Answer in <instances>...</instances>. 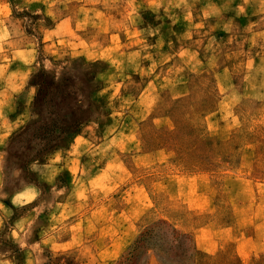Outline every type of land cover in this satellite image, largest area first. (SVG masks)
Returning a JSON list of instances; mask_svg holds the SVG:
<instances>
[{"label": "rangeland", "instance_id": "obj_1", "mask_svg": "<svg viewBox=\"0 0 264 264\" xmlns=\"http://www.w3.org/2000/svg\"><path fill=\"white\" fill-rule=\"evenodd\" d=\"M46 2L0 0V264H264V0H72L100 10L87 56L49 54ZM72 63L99 82L90 158L43 182L55 151L29 162L42 131L20 132L35 76Z\"/></svg>", "mask_w": 264, "mask_h": 264}, {"label": "crops", "instance_id": "obj_2", "mask_svg": "<svg viewBox=\"0 0 264 264\" xmlns=\"http://www.w3.org/2000/svg\"><path fill=\"white\" fill-rule=\"evenodd\" d=\"M46 4L47 7L45 6V12L49 16H52L54 22L43 30V32L41 33V41L45 43L49 54L56 55L59 51L68 48L73 52L84 54L85 56L89 55L93 47V44H91L92 40L89 36H87V34H84L82 32L91 25L90 15H94V13H96L97 11L100 12V10L94 7V5H91L87 2L83 4H73L72 0H49V2H46ZM101 17H103V21L100 22V24L103 23L101 24L103 26L102 28L106 27L108 29L109 25L107 24H110L111 17H106L105 13ZM256 34H260V36L264 40V27L254 32L253 36H256ZM9 36L13 38V35ZM110 40L114 42V39L112 37V39H109V41L103 44L100 51L105 52L106 50H109L111 48L112 44L110 43ZM252 40L254 41L255 37H253ZM187 49L189 53L192 52L191 48ZM193 51L195 53V57H197V61L202 63L203 60H201L199 57V51L196 49H194ZM97 58L104 57L103 55H101ZM262 58H264V55L262 56ZM189 64H191L190 60L185 63L186 67L188 68L187 74H189L190 72L192 73L197 69L190 67ZM22 68L23 71L21 73V77L16 80V83H14L13 81L11 85H9V87L11 88V92L10 90H8L9 92L7 91L6 94L11 93L13 95L15 92L21 91L24 88V85L27 84L29 75H27L28 73H24L25 68ZM229 68H233L231 64ZM144 92L145 91H142L140 96H142ZM9 102L11 103V101ZM229 103L230 101L227 102L226 99L221 103V107L224 109V106H229ZM7 104L8 103L2 105L1 107L5 109L10 106L9 104ZM222 125L223 124L220 123V126ZM83 130H79V132H77L72 137L67 145L61 147L58 150H55L52 156L48 157V159H46L44 162H40L37 167H35L34 164L32 165V168L37 171L39 180L43 182H50L53 170L55 171V173L57 171L66 172L73 177L74 175H78L80 171L83 172V169H85V167L87 168V159L90 157L87 153L85 155V152L88 149L90 140L85 136ZM108 167L109 166L100 168V170L103 171L101 173H107ZM101 176H92L89 182L92 184V182L99 180ZM137 190H140L142 192V187L137 186ZM134 197L135 199L137 198L135 201L141 199L139 194H136Z\"/></svg>", "mask_w": 264, "mask_h": 264}, {"label": "trees", "instance_id": "obj_3", "mask_svg": "<svg viewBox=\"0 0 264 264\" xmlns=\"http://www.w3.org/2000/svg\"><path fill=\"white\" fill-rule=\"evenodd\" d=\"M34 81L38 85L34 118L20 135L32 129H41L42 134L29 147V162L67 145L82 125L94 118V94L99 83L97 73L79 63H72L58 72L41 71ZM161 260L166 262L164 258Z\"/></svg>", "mask_w": 264, "mask_h": 264}, {"label": "clouds", "instance_id": "obj_4", "mask_svg": "<svg viewBox=\"0 0 264 264\" xmlns=\"http://www.w3.org/2000/svg\"><path fill=\"white\" fill-rule=\"evenodd\" d=\"M240 10L243 11V9H240ZM48 63H50V61H48L47 59H45V60H44V66H45V68H48V67H47V64H48ZM30 74H31V73H29V76H30ZM28 78H29V77H28ZM25 86H26V84L24 85V88H25ZM24 88L21 90V92L24 90ZM31 92H32V89H29V93H31ZM32 94H34V93H32ZM14 95H15V94H14ZM11 202H12L13 205L16 204L15 195L13 196ZM30 203H31V202H30ZM21 206H23V205H21Z\"/></svg>", "mask_w": 264, "mask_h": 264}]
</instances>
